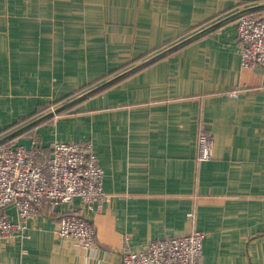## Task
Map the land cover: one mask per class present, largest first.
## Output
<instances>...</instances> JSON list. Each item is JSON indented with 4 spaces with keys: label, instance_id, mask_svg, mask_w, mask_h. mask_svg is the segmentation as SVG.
I'll list each match as a JSON object with an SVG mask.
<instances>
[{
    "label": "crops",
    "instance_id": "0c3cea01",
    "mask_svg": "<svg viewBox=\"0 0 264 264\" xmlns=\"http://www.w3.org/2000/svg\"><path fill=\"white\" fill-rule=\"evenodd\" d=\"M244 14L264 15V0H0V131L43 110L38 140L89 141L108 195L43 209L0 239V264H120L192 231L200 264H264V72L240 67ZM67 208L92 223V248L56 235Z\"/></svg>",
    "mask_w": 264,
    "mask_h": 264
},
{
    "label": "built area",
    "instance_id": "2783aa9c",
    "mask_svg": "<svg viewBox=\"0 0 264 264\" xmlns=\"http://www.w3.org/2000/svg\"><path fill=\"white\" fill-rule=\"evenodd\" d=\"M240 67L260 66L264 72V15H240L236 19ZM212 138L198 134L199 161L210 159ZM45 153L36 136L28 145L10 142L0 145V239L26 230L27 223L45 209L54 213L57 205H70L79 199L86 207L108 199L103 190V171L90 142L49 143ZM12 206L16 221L8 217ZM55 233L90 249L95 229L90 221L67 208L57 217ZM204 234L192 231L180 237L149 242L142 250L123 252L120 264H200Z\"/></svg>",
    "mask_w": 264,
    "mask_h": 264
},
{
    "label": "trees",
    "instance_id": "16d2710c",
    "mask_svg": "<svg viewBox=\"0 0 264 264\" xmlns=\"http://www.w3.org/2000/svg\"><path fill=\"white\" fill-rule=\"evenodd\" d=\"M244 15H248V16H254L253 14H244ZM123 77H116L115 79H112L111 81H107L103 84H101V87L98 88V91H104L106 89H108L109 87H111L112 85L116 84L120 79H122ZM88 95V96H87ZM85 95L84 97H75L76 99L72 100V99H63L65 102L63 106H61L60 108L56 109L54 111V114L56 116H61L63 114H68L71 113L73 109H75V107L78 104H81L84 100H86L87 97L91 96L92 94L89 93ZM65 98H71V96H67ZM72 100V101H71ZM42 113H44L43 110H36L35 113L31 114L30 116H28L27 118L21 119L16 121L15 123H13L12 125L6 127L5 129L0 131V136H4L5 138L0 140V145H6L9 144L10 142H16L17 138H28V137H32L35 136L36 134V130L45 125L47 122L50 121V116H44L42 117ZM35 115L37 117H35ZM35 118L34 120H36L35 123H29L25 126L21 125L23 122H27L28 118ZM31 139V138H30ZM30 139H29V143H30ZM83 142H89V141H83ZM23 142H19L17 144H21ZM28 143V144H29ZM43 151L45 153H49L48 151V147H49V143H47L46 145H44L41 141H39ZM28 144H24V145H28Z\"/></svg>",
    "mask_w": 264,
    "mask_h": 264
},
{
    "label": "rangeland",
    "instance_id": "374dc122",
    "mask_svg": "<svg viewBox=\"0 0 264 264\" xmlns=\"http://www.w3.org/2000/svg\"><path fill=\"white\" fill-rule=\"evenodd\" d=\"M91 89V90H90ZM93 88L92 87H88V88H84L82 90V92L78 95L79 97H84L85 95L89 94V93H92V90ZM88 96V95H87ZM54 111H52L53 113Z\"/></svg>",
    "mask_w": 264,
    "mask_h": 264
}]
</instances>
